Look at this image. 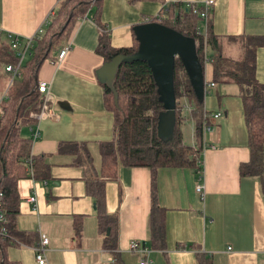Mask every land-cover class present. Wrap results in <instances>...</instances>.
Returning <instances> with one entry per match:
<instances>
[{"label": "crops", "instance_id": "0c3cea01", "mask_svg": "<svg viewBox=\"0 0 264 264\" xmlns=\"http://www.w3.org/2000/svg\"><path fill=\"white\" fill-rule=\"evenodd\" d=\"M194 1L200 0H101L100 25L90 15L78 20L64 58L43 62L37 81L48 84V106L54 116L40 121V136L31 140L30 153L47 173L37 178L29 174L32 165L26 164V176L17 182L15 228L21 236L20 243L7 246L9 260L39 264L34 247L42 232L49 239L46 264H139L129 245L134 240L149 243L150 170L120 166L117 178L106 180V210L116 218L113 235L106 239L108 234L99 229L94 199L86 190L84 167L74 164L73 156L60 152L58 145L85 143L99 171V143L111 139L113 124L97 76L105 62L96 51L99 33L108 32L114 48L129 47L135 25L149 21L167 4ZM56 3L0 0V40L6 41L8 33L31 36L49 20ZM211 13L213 32L224 37L222 51L227 56L238 57L240 51L230 37L264 35V0H214ZM201 22L199 30L205 33ZM255 62L256 79L264 83V47L256 50ZM212 75V65L206 62L204 80L212 82ZM8 78L0 72V97ZM213 88V93L204 95V109L222 115L204 137L199 169L157 170L156 202L164 209L165 249L152 250L148 264H198V253L212 264H264V191L258 177L239 174V165L250 159L242 100L235 84ZM29 128L24 136L29 137ZM193 143L192 136L189 144ZM197 184H202V192L196 190ZM33 195L35 206L27 201ZM110 242L114 247L108 246Z\"/></svg>", "mask_w": 264, "mask_h": 264}, {"label": "trees", "instance_id": "16d2710c", "mask_svg": "<svg viewBox=\"0 0 264 264\" xmlns=\"http://www.w3.org/2000/svg\"><path fill=\"white\" fill-rule=\"evenodd\" d=\"M100 3L101 0H57L43 33L32 43L29 55L20 69V76L11 82L1 101L0 212L5 220L0 221V226L5 227L7 235L0 234V264H20L7 258L6 248L20 243L21 235L15 228L20 200L17 182L26 176V164L31 163L32 173L37 178L47 173L37 157L30 153L31 138L22 134L24 128L35 124L36 120L31 114L38 111L41 102L37 71L44 61L56 58V53L66 44L78 20L90 15L100 25L97 19ZM197 8L198 11L194 13L186 5L170 3L149 19L193 37L202 66L206 62L212 65V82L216 85L235 84L238 87L248 128L247 146L250 153L249 161L239 165V174L241 177H258L264 191V83L258 82L255 75L256 50L264 47V35L230 37L238 43L240 54L238 57L227 56L222 51L224 37L216 35L212 29V9L205 22L199 15L202 6ZM201 20L206 27L203 34L198 33ZM5 37L6 41L0 40V72H5L10 78L5 66L14 63L16 57ZM137 48L135 35L131 46L114 48L110 45L108 32L101 31L96 51L103 56L104 61H108L118 54H133ZM173 84L175 121L169 139L163 140L158 135V118L164 107L152 70L145 60H133L121 62L112 83L103 84L104 105L113 115V124L111 139L99 143V171L95 169L85 143L58 145L60 152L73 156L74 164L84 167L86 190L94 199L99 229L108 234L106 239L113 235V227L116 225V218L106 210V180L116 179L120 166L146 167L151 175L148 247L152 250L165 249L164 209L156 202L157 170L161 167H175L189 168L196 172L199 169L198 153L203 143L202 129L208 123L204 102L195 96L179 59L174 64ZM184 106L193 123V145L186 143L182 135ZM108 246L114 247V243L110 242ZM197 261L198 264H212L209 258L199 253Z\"/></svg>", "mask_w": 264, "mask_h": 264}, {"label": "water", "instance_id": "95a60500", "mask_svg": "<svg viewBox=\"0 0 264 264\" xmlns=\"http://www.w3.org/2000/svg\"><path fill=\"white\" fill-rule=\"evenodd\" d=\"M133 31L138 41L136 52L113 56L99 67L97 76L103 84L110 85L121 62L145 60L152 70L164 107L158 118V135L167 140L172 136L175 121V60H180L195 96L201 101L205 94L204 66L198 58L196 43L191 36L151 20L135 25Z\"/></svg>", "mask_w": 264, "mask_h": 264}, {"label": "built area", "instance_id": "2783aa9c", "mask_svg": "<svg viewBox=\"0 0 264 264\" xmlns=\"http://www.w3.org/2000/svg\"><path fill=\"white\" fill-rule=\"evenodd\" d=\"M213 4H214V0H200V1L189 2L186 4V6L190 7V9L194 13L198 11L197 8L198 6H202V10L199 11V15L206 22L209 16V10L212 9ZM52 14L53 11L50 13V16ZM47 22L48 21L46 20V23L44 22V24L41 27H39L34 34L26 38H21L20 36L13 33L7 34L8 45L14 51L16 57V61L14 63H10L5 66V70L10 74V78H9L10 82H12L15 78H18L20 76V69L24 64L25 58L29 55L32 43L35 40L39 39V37L44 31ZM198 33H202V32L198 31ZM68 50H69V45L68 44L64 45L59 50V52L56 55V58L52 62L54 63L60 62L64 58ZM215 85L216 84L214 82L205 81V86H204L205 92L215 87ZM38 91L42 94V97H41L40 105L38 107V111L31 114V116L36 120L35 124L30 126L29 128L30 130L29 137L31 138L32 141H34L40 136V127H39L40 121L47 118H52L54 116L53 112L48 106V102L50 98L48 84L45 81H40L38 83ZM4 98H5V93H3V95H1L0 97V114H1V101ZM221 115H222L221 111L206 113L205 116H208V123L204 124L202 129L203 140L205 135L213 130V128L215 127V120L219 119ZM30 164L31 163H29V165ZM29 174L33 175L31 167L29 168ZM202 187H203L202 184H197L196 190L198 192H202L203 189ZM0 197H1V193H0ZM27 201L34 203L33 206H35L36 196L34 195L29 196L27 198ZM0 204H1V200H0ZM4 220L5 218L3 214L0 212V221L4 222ZM0 234L5 236L7 235L4 226H0ZM48 242H49L48 236L45 233L40 232L38 243L34 247L35 258L39 264H46L45 250ZM129 250L133 253H136L139 256V264H148L152 261L150 256L152 253V249L149 248L146 244H142L136 240L131 241L129 245Z\"/></svg>", "mask_w": 264, "mask_h": 264}, {"label": "rangeland", "instance_id": "374dc122", "mask_svg": "<svg viewBox=\"0 0 264 264\" xmlns=\"http://www.w3.org/2000/svg\"><path fill=\"white\" fill-rule=\"evenodd\" d=\"M199 27L200 28H202V22H200L199 23ZM240 54V51L238 52V55ZM11 85V82L9 81V79H8V83L5 85V90H4V92L3 93H5L6 92V90L8 89V87ZM219 86L221 85V84H218ZM234 86V85H233ZM215 91V89L213 88V89H210L209 90V92H214ZM182 113H183V115L185 116V120H184V123L182 124V135H183V138H184V141L186 142V143H190L191 142V131H192V129H193V127H192V120L188 117V109H185V108H183V110H182ZM187 116V117H186ZM26 132H27V130H26V128H24L23 130H22V134L23 135H25L26 134Z\"/></svg>", "mask_w": 264, "mask_h": 264}, {"label": "bare ground", "instance_id": "6f19581e", "mask_svg": "<svg viewBox=\"0 0 264 264\" xmlns=\"http://www.w3.org/2000/svg\"><path fill=\"white\" fill-rule=\"evenodd\" d=\"M206 93V92H205ZM205 95V94H204Z\"/></svg>", "mask_w": 264, "mask_h": 264}]
</instances>
